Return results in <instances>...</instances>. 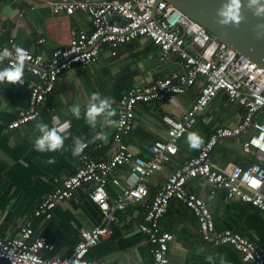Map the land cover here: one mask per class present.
I'll return each instance as SVG.
<instances>
[{
    "label": "crops",
    "instance_id": "0c3cea01",
    "mask_svg": "<svg viewBox=\"0 0 264 264\" xmlns=\"http://www.w3.org/2000/svg\"><path fill=\"white\" fill-rule=\"evenodd\" d=\"M56 1L0 0V43L8 45L9 40H13L16 47L47 58L54 50L67 46L77 31L92 29L90 18L83 13L53 14L51 5ZM39 39H44V43L37 45ZM179 69L176 57L162 58L158 49L145 38L118 47L114 56L105 45L90 66H74L66 71L44 99L39 116L14 130H7V124L26 108L28 84L33 77L23 70V83H0V104L5 105L0 109V236L14 237L44 196L52 191L55 180L59 182L75 171L76 143L88 142L87 151L95 160L112 154L116 106L123 90L154 83ZM93 92H99V96H91ZM197 95L198 86H194L162 102L137 105L132 129L122 137V146L144 159H152L147 148L154 141L164 139L167 126L163 118L181 116L190 109ZM105 96L109 97L105 109L96 113L94 120H88L87 106L92 100ZM74 108L78 109L79 117L74 115ZM242 113L238 105L228 102L225 95L219 93L178 142L177 153L169 154L161 170L145 179L149 191L147 199H152L173 170L197 154L216 128L233 126ZM65 121L68 126L59 130V125ZM39 124L48 126L44 131L57 127L62 137L59 149L49 151L45 148L41 152L34 147L35 138L43 136ZM190 132L200 138L198 147L190 146L187 140ZM250 133L220 140L210 153L211 163L222 170L251 163L252 156L243 150ZM114 176L120 186L130 185L128 180L132 175L127 166L119 167ZM187 188L207 203L217 232L226 229L238 232L264 251L262 212L238 200L227 199L224 190H216L203 180H190ZM107 192L110 198H115L121 188L109 183ZM116 214L119 223L114 226L113 234L102 238L87 258L109 264L152 263V245L147 235L139 230V225L145 221L142 206L127 204ZM101 222V213L90 201L89 187L83 186L75 190L70 199L59 202L50 219L33 218L34 237H43L53 245L47 256H68L79 233ZM158 224L163 233L172 236L167 256L173 264H220V256L227 264H245L230 245L214 246L204 242L194 215L176 200L169 202ZM209 256L213 257L211 261L207 259Z\"/></svg>",
    "mask_w": 264,
    "mask_h": 264
},
{
    "label": "built area",
    "instance_id": "2783aa9c",
    "mask_svg": "<svg viewBox=\"0 0 264 264\" xmlns=\"http://www.w3.org/2000/svg\"><path fill=\"white\" fill-rule=\"evenodd\" d=\"M53 14L73 16L83 13L90 18L92 29L79 30L67 46L54 50L49 57L27 53L24 68L33 77L28 84V101L7 130L19 129L39 116L46 96L52 92L62 75L74 66H90L103 46L116 49L139 38H145L156 47L162 58L176 57L180 69L154 83L123 90L116 106L113 134L114 149L105 159L95 160L88 153V142L76 143L75 171L67 178L55 180L56 185L46 194L33 215L25 220L14 237L0 236L2 264H109L90 260L87 255L102 238L110 237L119 223L117 212L127 204H140L144 209V223L139 230L147 235L152 245V263L173 264L167 256L172 236L163 233L159 220L169 202L176 200L194 215L198 232L204 242L214 246L227 244L240 254L245 264H264V251L233 230L217 232L207 203L188 190L190 180L199 179L216 190H224L227 199L238 200L264 214V71L211 35L204 27L189 19L172 4L155 0H58L51 5ZM116 19H113V18ZM0 43V65L10 67L15 62V44ZM37 45L44 39L36 41ZM8 55H4V50ZM198 86V95L190 109L177 118L164 117L166 133L163 140L151 143L147 150L152 159H144L122 146V137L133 126L134 109L139 104L159 103L171 95H181ZM238 105L243 113L231 127L216 128L197 154L187 159L167 177L152 199L148 200L145 179L161 170L169 154L178 151V142L197 121L198 114L219 94ZM251 132L244 152L253 161L229 170L214 166L210 153L222 139L237 138ZM83 144L79 152L76 149ZM127 166L137 179L129 186H120L116 170ZM121 188L120 194L110 198L107 186ZM89 187L90 201L102 216L100 225L79 233V239L68 256H47L53 245L43 237H34L33 218L52 217L55 206L70 199L75 190Z\"/></svg>",
    "mask_w": 264,
    "mask_h": 264
},
{
    "label": "water",
    "instance_id": "95a60500",
    "mask_svg": "<svg viewBox=\"0 0 264 264\" xmlns=\"http://www.w3.org/2000/svg\"><path fill=\"white\" fill-rule=\"evenodd\" d=\"M172 4L189 19L204 27L211 35L264 71V0H237L238 19L220 23L217 10L226 0H155ZM113 19H116L115 17Z\"/></svg>",
    "mask_w": 264,
    "mask_h": 264
},
{
    "label": "clouds",
    "instance_id": "9594fccd",
    "mask_svg": "<svg viewBox=\"0 0 264 264\" xmlns=\"http://www.w3.org/2000/svg\"><path fill=\"white\" fill-rule=\"evenodd\" d=\"M253 3H256L257 0H252ZM262 12H264V9L257 8L256 14L260 15ZM217 15L220 17L219 22L227 24L233 20L238 19V2L237 0H226L225 3L222 4L221 8L217 10ZM4 55H8L7 50H4ZM15 56L16 60L15 62L11 63L10 67H3L0 68V83L3 82H21V77L23 76V68L24 64L23 61L25 60L27 53L24 49L20 47L15 48ZM93 97H98L99 92H93L91 94ZM109 102V97L105 96L99 99H94L92 102L87 106L86 109V117L88 120H94L96 113L100 112L101 110L105 109V106ZM4 104H0V109L4 108ZM111 111H114V109H111ZM74 115L79 117V111L78 109H73ZM68 126V122L65 121L64 123L59 125V130H63ZM38 127L43 131V136L36 137L34 140V147L38 151H44V149H48L49 151L53 149H59L62 144V137L58 134L57 127H52L48 129L47 131H44L48 126L44 124H39ZM187 140L191 147H198L200 141V138L195 134L190 132L187 136ZM84 145L81 144L80 147L76 149V152L80 151V148H82ZM137 179L135 175H133L129 180L128 183L131 184L132 181ZM209 261L213 259V257L209 256L207 257ZM220 264H227L225 258L223 256H220Z\"/></svg>",
    "mask_w": 264,
    "mask_h": 264
}]
</instances>
